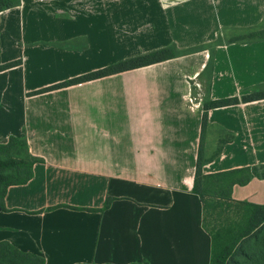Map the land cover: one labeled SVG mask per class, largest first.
I'll return each instance as SVG.
<instances>
[{"label":"crops","instance_id":"1","mask_svg":"<svg viewBox=\"0 0 264 264\" xmlns=\"http://www.w3.org/2000/svg\"><path fill=\"white\" fill-rule=\"evenodd\" d=\"M264 0H14L0 13V144L27 142L0 243L45 264H210L193 193L204 103L264 91ZM175 58L36 94L123 60ZM206 175L264 164V99L212 109ZM108 198L110 206L105 208ZM232 199L264 205V179Z\"/></svg>","mask_w":264,"mask_h":264},{"label":"trees","instance_id":"2","mask_svg":"<svg viewBox=\"0 0 264 264\" xmlns=\"http://www.w3.org/2000/svg\"><path fill=\"white\" fill-rule=\"evenodd\" d=\"M14 0H0V13L10 8ZM264 40V30L253 31L236 37L232 42H253ZM175 58L171 48L123 60L115 65L91 72L81 77L41 90L36 94L83 84L131 70L151 66ZM18 62L0 66V71L16 66ZM264 99V91H258L239 98H229L204 103L202 135L194 177L193 193L203 203L204 228L212 240L210 264H264V205L232 199L236 185L245 186L253 179H264V164L239 168L206 175L203 172L207 160L203 156L208 113L212 109L254 102ZM39 161L30 152L27 142L11 137L6 144H0V209L5 211V197L11 186L27 184L34 176V166ZM108 198L105 208L110 206ZM216 212L230 214L214 220ZM234 216V218H232ZM43 257L22 252L8 242L0 243V264H45ZM95 264V263H91ZM112 264V263H105ZM141 264V263H131Z\"/></svg>","mask_w":264,"mask_h":264},{"label":"rangeland","instance_id":"3","mask_svg":"<svg viewBox=\"0 0 264 264\" xmlns=\"http://www.w3.org/2000/svg\"><path fill=\"white\" fill-rule=\"evenodd\" d=\"M227 215H230V214L227 213L226 216ZM226 216H225V214L220 215L219 212H216V214L214 215V218L212 220V223L215 224V221L214 220H218L219 218L223 219ZM232 218H234V216H232Z\"/></svg>","mask_w":264,"mask_h":264}]
</instances>
